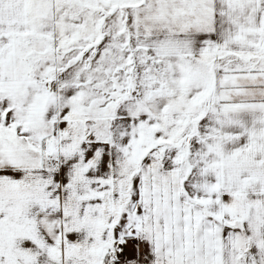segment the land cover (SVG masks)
Listing matches in <instances>:
<instances>
[{"label":"snow or ice","instance_id":"obj_1","mask_svg":"<svg viewBox=\"0 0 264 264\" xmlns=\"http://www.w3.org/2000/svg\"><path fill=\"white\" fill-rule=\"evenodd\" d=\"M0 264H264V0H0Z\"/></svg>","mask_w":264,"mask_h":264}]
</instances>
